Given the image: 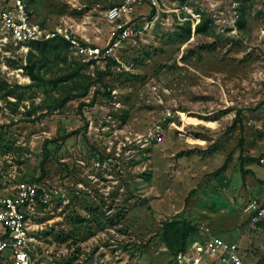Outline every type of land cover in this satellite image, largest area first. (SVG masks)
I'll use <instances>...</instances> for the list:
<instances>
[{
	"label": "rangeland",
	"instance_id": "rangeland-1",
	"mask_svg": "<svg viewBox=\"0 0 264 264\" xmlns=\"http://www.w3.org/2000/svg\"><path fill=\"white\" fill-rule=\"evenodd\" d=\"M27 2L34 23L103 48L120 0ZM158 2L151 32L122 42L101 81L97 67L76 75L69 48L0 43V195L27 181L51 190L28 221L33 264H175L171 221L190 225L188 249L207 231L264 264V219L244 213L264 206V0ZM150 14L146 0L135 7L134 28ZM190 14L210 21L205 33Z\"/></svg>",
	"mask_w": 264,
	"mask_h": 264
},
{
	"label": "built area",
	"instance_id": "built-area-1",
	"mask_svg": "<svg viewBox=\"0 0 264 264\" xmlns=\"http://www.w3.org/2000/svg\"><path fill=\"white\" fill-rule=\"evenodd\" d=\"M145 0H120L105 12V19L112 25L110 37L105 47L101 48L81 40L77 35L56 28L47 30L33 22L32 11L27 0H2L0 7V43L8 41L19 51H27L34 43H43L55 38L66 41L70 51L81 63L89 67L105 70L111 53L120 47L122 42L132 36L151 32L156 22L160 4L158 0H146L151 14L136 29L132 24V13L135 7ZM264 13V9L262 10ZM223 15V12H218ZM188 19L192 26L200 22L199 14H190ZM216 23H220V18ZM165 118L170 117L166 113ZM162 132L160 124H156L148 134L150 140L156 139ZM264 165V157L261 158ZM49 190L45 185L35 181L18 183L10 194L0 195V264H33L29 255V225L31 214L36 210L38 201L46 202ZM249 225H256L264 219V206L257 200H251L244 208ZM193 245V244H192ZM175 264H244L236 242H228L207 231L194 248H187L176 257Z\"/></svg>",
	"mask_w": 264,
	"mask_h": 264
},
{
	"label": "trees",
	"instance_id": "trees-1",
	"mask_svg": "<svg viewBox=\"0 0 264 264\" xmlns=\"http://www.w3.org/2000/svg\"><path fill=\"white\" fill-rule=\"evenodd\" d=\"M183 1V0H182ZM241 10V9H240ZM152 13V12H151ZM241 19V20H240ZM238 21V26L240 28H242L243 24H244V20L241 17ZM208 24H210V21L208 20H203L201 18L200 22L198 24L195 25L194 27V34H202L205 33L206 29L208 28ZM191 36V28H190V23L186 22L185 23V27L183 28V31L180 34V38L182 39V41H188L190 39ZM37 45H40V47L42 48V55L44 56L43 52L46 50V48H48V46H52V51H59V50H66L68 47V44L66 41L62 40L61 38H55L52 39L50 41L47 42H43V43H34ZM33 45V44H31ZM114 63V60L112 58H110L108 60V63L105 67V70L101 71L98 70L99 72H97V81H101V77L107 73L110 72V67L111 64ZM89 67V64L87 63H82L80 65L79 70L76 72L77 76L78 73L84 69H87ZM27 75L29 77V79L31 81H36L38 79L43 80L39 77H37L38 72L36 71V69H38L35 64H31V62L29 61V66H27ZM66 79V78H65ZM57 83V82H56ZM91 83L87 82L84 87H82V92L79 93V96H85L87 91L89 90V88L91 87ZM83 106V104L80 105V107ZM48 143V141L44 142V146H43V154H44V158L41 162V169H43V163L46 161L47 159V150H46V144ZM240 143L242 145V138L240 139ZM264 184V182H263ZM261 223H258L257 225H260ZM163 229H164V238L165 240H167L173 248V256L177 257L179 254H182L186 251L187 249V238L189 235V230H190V225L187 222H175V221H171V222H166L163 225Z\"/></svg>",
	"mask_w": 264,
	"mask_h": 264
}]
</instances>
